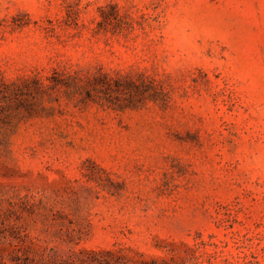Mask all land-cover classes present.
<instances>
[{"label":"rangeland","instance_id":"1","mask_svg":"<svg viewBox=\"0 0 264 264\" xmlns=\"http://www.w3.org/2000/svg\"><path fill=\"white\" fill-rule=\"evenodd\" d=\"M0 264H264V0H0Z\"/></svg>","mask_w":264,"mask_h":264}]
</instances>
